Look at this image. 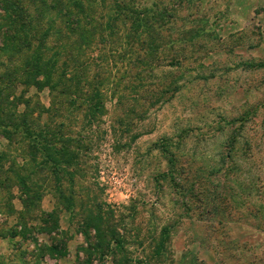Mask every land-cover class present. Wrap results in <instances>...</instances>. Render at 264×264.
<instances>
[{
	"label": "rangeland",
	"instance_id": "rangeland-1",
	"mask_svg": "<svg viewBox=\"0 0 264 264\" xmlns=\"http://www.w3.org/2000/svg\"><path fill=\"white\" fill-rule=\"evenodd\" d=\"M132 2L152 9L142 42L109 18L112 0H83L81 14L68 0H0V30L14 34L15 5L19 29L0 54V106L18 102L3 123L26 109L62 125L71 163L56 184L27 139L0 135V264H264V0ZM28 44L83 77L77 97L58 76L56 91L27 86ZM94 87L100 101L85 104ZM96 235L121 244L98 254Z\"/></svg>",
	"mask_w": 264,
	"mask_h": 264
},
{
	"label": "trees",
	"instance_id": "trees-1",
	"mask_svg": "<svg viewBox=\"0 0 264 264\" xmlns=\"http://www.w3.org/2000/svg\"><path fill=\"white\" fill-rule=\"evenodd\" d=\"M104 2V1H102ZM111 9H109V18L115 20H120V18H128L129 20V30L130 27L135 30L139 37V41H144L145 36L148 35V32L155 31V28L153 25H150L149 22V13L152 12V9L144 8L143 12L146 14V18L148 17V21L144 17V15L141 16L139 11L135 9L132 0H112ZM155 5L157 8V11L162 12V10L158 9L157 4L151 3L152 5ZM68 7L72 10H77L76 13L81 14V12H84V6H83V0H68ZM10 11H7V15L5 17V21L8 22V26L6 25V29L9 32H13L14 34H9L7 31H4L3 29L0 30V34L4 35L2 45H0V54L2 51H6L9 48V45L14 42V40L17 38V33L19 29L11 28L16 22L15 19V13L13 7H10ZM12 10V11H11ZM69 10V11H72ZM131 17H128L130 16ZM65 19V25L68 28V32H73L74 29H76V25L79 26L81 19H79L78 15L72 14L71 12H68L66 14ZM74 16V17H73ZM22 15L18 14V19H21ZM73 17V18H72ZM84 17L87 19L89 18L88 22H91L93 19H91L90 16H88L86 13H84ZM20 22V23H19ZM19 27H21L25 20L19 21ZM142 26V27H141ZM24 29L22 28V31ZM43 33V32H42ZM42 33L39 35V39L42 40L45 37L42 36ZM25 50L27 51L24 63H22V74L24 75V78L26 80L27 86L34 85L38 89H43L45 86H47L51 91L57 90V85L55 83L56 76L62 77L67 79L63 82V85L59 87V93L63 96L67 95H73V97H77V93L74 92L75 88H78L79 85L82 83L84 84L83 77H78L79 80L74 79L75 73L72 75L73 77H68L67 74L58 75L57 74V67L58 60L56 56H53V58H49L46 56L45 52L41 50V48H31L30 44H28L25 47ZM55 55H60L59 52ZM64 66L67 67L69 64H66L64 62ZM87 83V82H86ZM91 85L90 83H88ZM74 88V89H72ZM93 92L88 91V93H84L85 96L82 97L83 101L86 104V96L89 98V100L93 101H100V91L98 87H94ZM1 94V91H0ZM2 98H9L4 97L1 95ZM72 98H70V101ZM3 101V99L0 98V103ZM72 101H75L74 99ZM11 106H14V110L5 112L3 109V106H0V135L6 136L8 140L13 141L11 134L14 135L15 133L20 134L25 139L28 140L27 146L31 151V156L29 158H32V161H36L38 156L41 157V167H39L37 170L44 172L46 175L51 176L53 174L54 177L57 176L58 180L55 181L56 184L61 182V179L63 177H66L63 173L69 174L68 167L71 164L70 161L67 159L68 155L70 154V144L68 141V137L64 133V130H62V125L58 126L57 128L52 127L54 125L51 121L42 120V116H40L37 121L34 119L29 118L28 111L26 109L21 110L22 114L19 115L22 118V124H15V123H6L4 124V120H2L3 117H8L6 119H15L18 117V112L15 110L17 108L18 102L16 100L10 101ZM27 103V102H26ZM87 108V107H86ZM95 109L98 110L99 106H95ZM2 113H5L2 115ZM29 120L33 122H29ZM39 121H43V124H40ZM10 136V137H9ZM70 140V139H69ZM162 150L166 152L164 147L161 145ZM39 154V155H38ZM167 157H168V153ZM170 161H172L173 157H168ZM2 168V166H1ZM63 174V175H62ZM56 175V176H55ZM62 176V177H61ZM21 181L24 183V179H21ZM29 192V191H28ZM32 192V190H30ZM36 195V194H35ZM40 196V194L38 195ZM29 200L31 199V196H29ZM68 204L66 205V208L68 205L72 206V199H68ZM46 217H49V213H45L44 220ZM84 236L89 240L91 238V235L88 230L84 231ZM98 237V240L95 242V246L91 247L92 250H96L98 254H102V247L108 249L111 245L115 246L121 244L119 237H111L112 241L114 242L112 244L111 240L104 241L101 236L96 235ZM103 243V245H102ZM54 250H58L55 247H52Z\"/></svg>",
	"mask_w": 264,
	"mask_h": 264
}]
</instances>
